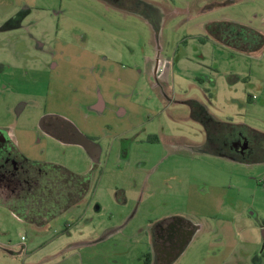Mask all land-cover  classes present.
<instances>
[{"label":"rangeland","instance_id":"obj_1","mask_svg":"<svg viewBox=\"0 0 264 264\" xmlns=\"http://www.w3.org/2000/svg\"><path fill=\"white\" fill-rule=\"evenodd\" d=\"M119 3L133 13L103 0H0V127L27 155L89 181L42 225L0 199V264H146L152 229L173 216L197 229L170 264H264V45L190 36L208 19L264 34V0ZM103 39L116 59L76 65L83 47L105 49ZM159 59L172 66L162 76ZM80 81L92 98L75 93ZM51 111L94 139L96 156L44 134ZM219 122L259 134L234 152L218 137L231 126L209 139Z\"/></svg>","mask_w":264,"mask_h":264},{"label":"flooded vegetation","instance_id":"obj_2","mask_svg":"<svg viewBox=\"0 0 264 264\" xmlns=\"http://www.w3.org/2000/svg\"><path fill=\"white\" fill-rule=\"evenodd\" d=\"M40 129L44 134L64 142H73L76 136L74 126L58 116H43ZM5 132L0 135V199L7 203L4 206L13 205L18 209L23 219L37 225L45 224L72 205V200L78 197L79 192L76 187H69L57 166L29 159ZM230 135L218 137L231 151L242 153L243 149L251 147L249 135L241 132ZM32 219L44 221L40 223ZM196 229L179 219L157 224L153 235L156 248L151 264L172 263Z\"/></svg>","mask_w":264,"mask_h":264},{"label":"trees","instance_id":"obj_3","mask_svg":"<svg viewBox=\"0 0 264 264\" xmlns=\"http://www.w3.org/2000/svg\"><path fill=\"white\" fill-rule=\"evenodd\" d=\"M207 31L208 36L220 41V43L225 44L227 46L236 47L240 50L254 51L260 49L264 45L263 33L244 24L234 23L232 21L211 22L207 25ZM214 125L213 123H211L207 126V134L210 140L216 137V130L222 129L225 125L231 126V128H229L230 133L234 132L235 134H237L238 132H241L247 136L249 135V133L254 132L259 134L258 131L251 129V127L233 122H219L216 123L215 126ZM236 127L240 129H237ZM55 166L59 168V171L62 173L65 179H67L69 187L74 186L76 187L77 192H79L78 197L72 200L73 203L76 202L88 190V179L86 177L76 175L69 169L60 165ZM145 263H152L151 252L147 253V255L145 256Z\"/></svg>","mask_w":264,"mask_h":264},{"label":"crops","instance_id":"obj_4","mask_svg":"<svg viewBox=\"0 0 264 264\" xmlns=\"http://www.w3.org/2000/svg\"><path fill=\"white\" fill-rule=\"evenodd\" d=\"M104 1V3H106L107 5H109V6H112L113 8H116L117 10H119V11H121V12H124L125 14H132L133 13V10L130 8V7H127L126 5H124V4H122V3H119L118 2V0H103ZM28 7H29V5H28ZM146 22H147V20H145ZM211 20L210 19H208V21H203V22H201L202 24H201V26H203V28L201 27V26H198L199 28H198V32H194L193 34H191L190 36H195V37H201V39L203 40V38L202 37H204V38H210L211 40H212V37H210V36H208V31H207V25L209 24V23H211L210 22ZM214 22V21H213ZM233 22V21H232ZM234 23H239V22H234ZM240 24H243V23H240ZM200 25V24H199ZM244 25H246V24H244ZM246 26H249V25H246ZM249 27H251V26H249ZM12 28H15V26H13ZM205 28V29H204ZM251 28H253V27H251ZM253 29H255V28H253ZM257 30V29H256ZM259 31V30H258ZM97 40H100V39H97ZM106 43H107V45L105 46V49H102L100 46V49L99 50H97V49H95V47H93L92 49H91V51H90V48L88 47V45L86 46V47H83L82 48V51L79 53V55L77 56V62H76V65H79L80 63H81V61L86 57V56H95V55H99L100 57H102V56H104V59L103 60H114V59H116V57H117V53H116V51H115V49H113V47H112V40H109V39H103ZM99 42H101V40L99 41ZM83 43H85V42H83ZM95 43V41H93L92 42V44H94ZM102 59V58H101ZM162 61H165V63L167 62L166 60H161V62ZM157 63H158V61H157ZM157 63H155V68H154V73H156V68H157ZM167 65H168V63H167ZM152 67H153V64H152ZM171 65H169V67H167L166 66V69L165 70H167V71H170V69H171ZM79 68H82V66H79ZM107 69V68H106ZM164 73H165V71H164ZM84 81H86V80H84ZM79 87H80V90L79 89H77V88H75V93L76 92H82V100H88V99H90V98H92L91 96H90V92H89V95H87V92H88V90H89V88L88 87H86L85 86V84H84V82H79ZM99 93L101 94V92L99 91ZM162 93H163V91H162ZM90 97V98H89ZM101 102L99 103V104H96V105H94V107L95 108H99V109H101V106H104V103L106 102L105 100H103L102 99V97H103V95L101 94ZM89 102V104L91 105L92 104V101H88ZM106 105V104H105ZM107 106V105H106ZM91 107H92V105H91ZM123 109V108H122ZM121 113H123L122 112V110H121ZM48 115H51V116H58V117H61L62 119H64L68 124H71V125H73L74 126V128L78 131V132H80V133H82V131L73 123V122H71V121H69L67 118H65L66 117V115H64V116H61V114H57V112H54V111H51ZM67 117H69V116H67ZM72 119V118H71ZM74 121H76V120H74ZM0 129H2L3 131H6V132H8V135H9V137L16 143V145L17 146H20V144H21V142H20V140H17L16 139V135L14 134V133H12L11 132V130H6L5 128H3V127H0ZM30 133V130H28V134ZM44 133V132H43ZM82 134H84V133H82ZM84 135H86V134H84ZM86 137H88L87 135H86ZM157 136H155V137H153L154 139H157L156 138ZM89 139H91L92 141H95L94 139H92V138H90V137H88ZM56 139V138H55ZM213 139V138H212ZM211 139V140H212ZM77 144V143H76ZM92 145H93V151L94 150H98L99 149V146H97V143H93L92 142ZM82 146V145H81ZM85 148V147H84ZM20 149V148H19ZM86 149V148H85ZM21 150V149H20ZM87 150V149H86ZM29 159H31V160H36L35 158H33V157H31V156H29V155H27V153L24 151V150H21ZM87 151H89V150H87ZM89 153L91 154V155H93L90 151H89ZM173 219H179V220H183L184 222H186V223H189V224H191V225H193V223H191L189 220H186L184 217H180V216H173V217H170V218H166L165 220H163V221H161L160 223H162V222H164V221H168V220H173ZM159 224V223H158ZM194 226V225H193ZM154 228L152 229V235H151V241H152V246H153V251H154V249L156 248V246H155V241H154V239H153V235H154ZM195 233V232H194ZM194 233L192 234V237H193V235H194ZM192 237L189 239V241L192 239ZM185 249V248H184ZM183 249V250H184ZM182 250V251H183ZM181 251V252H182ZM151 253L153 254V252H152V250H151ZM225 262L226 261H224L222 264H225Z\"/></svg>","mask_w":264,"mask_h":264},{"label":"water","instance_id":"obj_5","mask_svg":"<svg viewBox=\"0 0 264 264\" xmlns=\"http://www.w3.org/2000/svg\"><path fill=\"white\" fill-rule=\"evenodd\" d=\"M76 132V136L74 137L73 142L82 145L83 147H85L87 150H89L93 155L96 156V154L92 151L93 150V145H92V140L89 139L88 137H86V135L78 132L76 129L74 130ZM5 131H3L2 129H0V135L3 134ZM5 134L8 133L5 132Z\"/></svg>","mask_w":264,"mask_h":264},{"label":"built area","instance_id":"obj_6","mask_svg":"<svg viewBox=\"0 0 264 264\" xmlns=\"http://www.w3.org/2000/svg\"><path fill=\"white\" fill-rule=\"evenodd\" d=\"M166 66H167V62L166 63H165V61L161 62V60L159 59L158 63H157V68H156V75L157 76H162L164 74Z\"/></svg>","mask_w":264,"mask_h":264}]
</instances>
